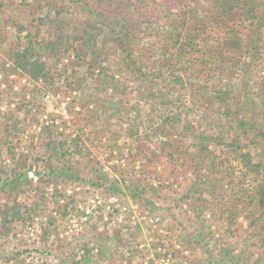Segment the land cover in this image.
Wrapping results in <instances>:
<instances>
[{"label":"rangeland","instance_id":"rangeland-1","mask_svg":"<svg viewBox=\"0 0 264 264\" xmlns=\"http://www.w3.org/2000/svg\"><path fill=\"white\" fill-rule=\"evenodd\" d=\"M24 2L0 0L8 8L6 18H11L0 31V36L10 37L4 43L0 37V264H238L236 259L239 264H257L262 260L247 217L251 212L263 216L264 210L250 205L254 176L243 179L245 169L234 157L217 151L220 159L214 167L198 163L191 150L190 160L196 164L179 162L176 175L159 180L156 176L170 163L159 159L155 167L144 169L136 160L138 143L126 135L127 130L131 127L145 137L151 132L149 119L156 124L162 113L178 112L160 105L163 97L157 89L149 99L144 81L115 62L108 74H90L100 70L99 62L75 52L71 61L53 62V82L33 80L14 67L11 55L17 38L26 40L30 34L37 41L45 36V27L36 21L39 15L34 19ZM209 75L210 82H225L212 73L192 77L191 83L199 86ZM154 76H164L157 83L168 85L166 72ZM240 77H234L237 85ZM163 91L168 98L173 94L169 88ZM102 99L121 101L120 113L115 115L109 103L106 111ZM207 107L203 115L209 120L195 123L196 127L210 129L214 123L210 131L218 133L221 122ZM203 108L184 112L183 118L200 120ZM47 129L55 140L66 141L72 153L82 145L85 155L74 153L72 158L81 177L98 170L100 177H114L120 190L52 173L62 162L50 156ZM247 151L264 158L255 148ZM232 171L235 174L230 176ZM18 178L19 187L4 185ZM131 180L143 198L127 191ZM239 198L242 203L231 206ZM226 205L236 216L231 227L229 214L222 215Z\"/></svg>","mask_w":264,"mask_h":264},{"label":"trees","instance_id":"trees-1","mask_svg":"<svg viewBox=\"0 0 264 264\" xmlns=\"http://www.w3.org/2000/svg\"><path fill=\"white\" fill-rule=\"evenodd\" d=\"M24 7L34 19L39 15L36 21L45 27V36L40 37L39 33L37 41L30 34L26 40L17 38L11 55L17 70L33 80L53 82V62L71 61L74 52L77 57H90L99 62L100 70L90 74H108L115 62L131 76L144 81L149 99L155 97L153 92L157 89L163 97L160 105L168 110L175 107L178 111L162 113L156 124L149 119L151 132L145 133V137L131 127L124 129L131 140L136 138V160L144 169L155 167L157 160L164 159L170 166L156 179H169L176 175L179 162L185 161L191 167L196 164L190 160L191 150L198 157V163H211L214 167H218V151L240 163L245 169L243 179L254 176L250 205L264 210V158L247 151L255 148L264 155V0H27ZM7 12L8 8L0 4V31L11 19L6 18ZM20 31H24L23 27ZM0 37L2 43L10 40L7 33ZM109 54L113 59L119 54L120 59L109 61ZM89 71L86 70L87 74ZM165 72L170 75L168 85L158 84V79L164 76L154 74ZM212 73L222 76L225 82L221 85L210 82L209 75V78L203 76L204 83L199 86L191 83L192 77ZM237 74H241L238 85L233 81ZM162 81L167 83L166 79ZM168 88L173 93L169 98L163 91ZM100 103L105 110L109 103L111 108L115 107V115L120 113L121 101L114 104L113 100L102 99ZM199 106L204 107L199 112L200 120L183 118L184 112H194L193 108ZM256 106L262 107L260 112ZM205 107L218 116L220 132L210 131L214 123L210 129L196 127L195 123L208 119L203 115ZM47 131L50 156L62 162L52 173L86 181L93 187L120 190L110 174L100 177L101 172L95 170L91 171L94 176L91 173V177H81L80 170L73 167L72 158L76 154L85 155L82 145L75 146L72 153L66 141L55 140L51 130ZM156 136L158 139L154 140ZM220 164L226 168L223 161ZM234 174L232 171L229 175ZM8 181L5 186L19 187V178ZM128 183L127 191L143 198L136 181ZM231 202V206L239 205L242 199ZM225 207L222 215L229 214L227 226L231 227L236 223V216ZM247 219L248 229L264 255V215L251 212ZM235 262L239 264L241 260ZM256 263L264 264V258Z\"/></svg>","mask_w":264,"mask_h":264}]
</instances>
